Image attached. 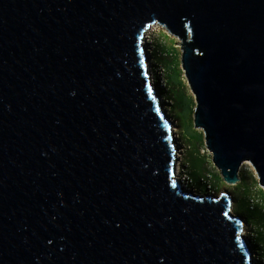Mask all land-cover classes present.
<instances>
[{
	"label": "water",
	"instance_id": "95a60500",
	"mask_svg": "<svg viewBox=\"0 0 264 264\" xmlns=\"http://www.w3.org/2000/svg\"><path fill=\"white\" fill-rule=\"evenodd\" d=\"M155 24L224 181L264 189V0H0V264H254L231 197L175 177Z\"/></svg>",
	"mask_w": 264,
	"mask_h": 264
},
{
	"label": "rangeland",
	"instance_id": "374dc122",
	"mask_svg": "<svg viewBox=\"0 0 264 264\" xmlns=\"http://www.w3.org/2000/svg\"><path fill=\"white\" fill-rule=\"evenodd\" d=\"M155 25L148 31L149 38L145 40L148 62L165 115L171 121L172 128H175L173 134L177 146V165L180 164L181 169L188 167L194 180V185L187 186V189L215 196L227 193L232 200V212L245 220L244 235L251 245L254 264H264V189L259 184L256 171L250 162H246L240 170V181L237 184L224 181L206 147L203 130L194 125L196 99L181 65L179 39L169 34L164 26ZM160 51L169 55L164 56ZM161 65L169 69V79ZM209 179L213 181L212 191L206 185ZM249 202L256 205L254 213L247 211Z\"/></svg>",
	"mask_w": 264,
	"mask_h": 264
},
{
	"label": "built area",
	"instance_id": "2783aa9c",
	"mask_svg": "<svg viewBox=\"0 0 264 264\" xmlns=\"http://www.w3.org/2000/svg\"><path fill=\"white\" fill-rule=\"evenodd\" d=\"M152 28V27H151ZM151 28L149 29V30H151ZM148 30V31H149ZM148 31L146 32V34H145V37H144V43H145V40L147 41V39L146 38H149L148 36H147V34H148ZM147 47V46H146ZM161 69H163V72H165V74H166V68L164 67V66H162L161 65ZM176 173H177V175H176ZM175 177L177 178V179H179V181H180V183L181 184H184V186L185 187H187V186H189V185H194V180H193V178L191 177V175L189 174V171H188V167L186 168V166H184L182 169L181 168H179V171L178 172H175ZM206 183L208 184V188H209V190L210 191H212L213 190V186H212V183L210 182V181H206Z\"/></svg>",
	"mask_w": 264,
	"mask_h": 264
},
{
	"label": "trees",
	"instance_id": "16d2710c",
	"mask_svg": "<svg viewBox=\"0 0 264 264\" xmlns=\"http://www.w3.org/2000/svg\"><path fill=\"white\" fill-rule=\"evenodd\" d=\"M160 54H164V56H167V55H169V54H167V52H161L160 51ZM166 58V57H165ZM167 70V73H166V77L169 79V69L167 68L166 69ZM164 90V89H163ZM211 179H212V176L211 175H208ZM214 178V177H213ZM211 179H209V181L211 182ZM213 182V181H212ZM211 182V183H212ZM213 184V183H212ZM206 185L208 186V184L206 183ZM249 205H250V207H249V209L247 210L249 213H254L255 212V210H256V205H253V204H251L250 202H249ZM261 228H263V226L261 227Z\"/></svg>",
	"mask_w": 264,
	"mask_h": 264
},
{
	"label": "bare ground",
	"instance_id": "6f19581e",
	"mask_svg": "<svg viewBox=\"0 0 264 264\" xmlns=\"http://www.w3.org/2000/svg\"><path fill=\"white\" fill-rule=\"evenodd\" d=\"M154 27V25L152 26V28ZM155 27H156V25H155ZM144 43V42H143ZM145 43H146V41H145ZM146 47V46H145ZM148 65H149V70H150V68H151V65H150V63H148ZM150 72H151V70H150ZM151 76H152V74H151ZM153 82H154V79H153ZM157 95H158V93H157ZM161 107H163L164 108V106H163V104H162V106ZM162 108V109H163ZM164 112H165V110H163ZM175 132V128H173V133ZM173 136H174V134H173ZM177 147V146H176ZM180 158V157H179ZM177 159H178V155H177ZM180 164H176V166H175V172H178L179 171V166ZM176 175H177V173H176ZM179 180V179H178ZM190 191H192V190H190ZM193 192V191H192ZM243 233L245 234V231H244V229H243ZM252 257H253V255H252ZM253 263H254V261H253Z\"/></svg>",
	"mask_w": 264,
	"mask_h": 264
}]
</instances>
